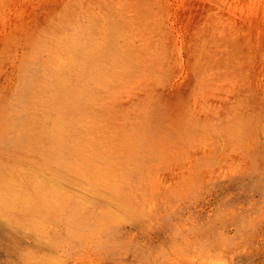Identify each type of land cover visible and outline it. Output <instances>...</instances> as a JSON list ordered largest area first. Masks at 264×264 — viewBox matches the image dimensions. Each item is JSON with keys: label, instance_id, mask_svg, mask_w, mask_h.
Wrapping results in <instances>:
<instances>
[{"label": "rangeland", "instance_id": "374dc122", "mask_svg": "<svg viewBox=\"0 0 264 264\" xmlns=\"http://www.w3.org/2000/svg\"><path fill=\"white\" fill-rule=\"evenodd\" d=\"M79 45H103L78 153L102 162L75 193L114 214L0 219V264H264V0H0V172L26 166L11 124Z\"/></svg>", "mask_w": 264, "mask_h": 264}, {"label": "bare ground", "instance_id": "6f19581e", "mask_svg": "<svg viewBox=\"0 0 264 264\" xmlns=\"http://www.w3.org/2000/svg\"><path fill=\"white\" fill-rule=\"evenodd\" d=\"M84 50L79 45L60 68H54L50 86L38 97L40 101H31L34 104L27 106L29 118L11 124L12 132L16 133L12 137L16 146L29 149L30 155L24 156L25 167H5L0 172V207L5 206L0 209V219L24 232H40L57 218L79 225H95L114 214L109 208L96 206L91 199L75 193L76 189L91 188L102 162L100 158H84L78 154L93 137V130L88 126L95 119L93 96L83 79L101 64L98 52L103 51V45L89 53ZM33 87L34 83L30 82L26 91H32ZM68 151L71 157H66ZM23 212L35 216L34 222L27 221L33 223L31 228L18 218ZM13 247L19 253L32 254L19 248L16 241ZM34 250L44 263L53 261L52 252L38 247Z\"/></svg>", "mask_w": 264, "mask_h": 264}]
</instances>
